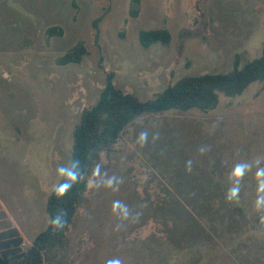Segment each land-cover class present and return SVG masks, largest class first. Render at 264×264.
Masks as SVG:
<instances>
[{
	"label": "rangeland",
	"instance_id": "1",
	"mask_svg": "<svg viewBox=\"0 0 264 264\" xmlns=\"http://www.w3.org/2000/svg\"><path fill=\"white\" fill-rule=\"evenodd\" d=\"M152 30H168L171 42L143 47L140 33ZM76 48L85 49L81 62L60 65ZM263 51L264 0H0V200L27 239L47 229L75 127L110 74L146 102L185 77L227 73L237 58L243 68ZM237 164L250 165L239 182ZM260 168L259 82L221 95L208 113L138 117L87 174L65 262L264 264ZM234 185L239 197L229 201Z\"/></svg>",
	"mask_w": 264,
	"mask_h": 264
},
{
	"label": "trees",
	"instance_id": "2",
	"mask_svg": "<svg viewBox=\"0 0 264 264\" xmlns=\"http://www.w3.org/2000/svg\"><path fill=\"white\" fill-rule=\"evenodd\" d=\"M132 14L137 15V10L134 9ZM54 31V28L50 29V35ZM170 42L168 30L140 33V43L146 48L155 43L168 45ZM84 54V48H76L60 60V65L80 63ZM255 82L264 86V51L261 57L248 62L243 68L237 58L234 68L227 73L185 77L146 102L116 87L114 76L110 74L97 104L82 112L75 127L70 166L48 197L50 223L47 229L35 238L26 251L9 257L0 252V264H66L68 232L89 188L86 176L101 152L115 145L136 118L170 111L199 110L208 113L218 107L221 95L228 98L240 96ZM61 186L65 187V191L58 196L57 190ZM57 215L64 222L62 228L52 223Z\"/></svg>",
	"mask_w": 264,
	"mask_h": 264
},
{
	"label": "crops",
	"instance_id": "3",
	"mask_svg": "<svg viewBox=\"0 0 264 264\" xmlns=\"http://www.w3.org/2000/svg\"><path fill=\"white\" fill-rule=\"evenodd\" d=\"M34 240L35 238L30 240L25 237L23 229L0 200V252L9 257L25 251L24 247L31 246Z\"/></svg>",
	"mask_w": 264,
	"mask_h": 264
},
{
	"label": "clouds",
	"instance_id": "4",
	"mask_svg": "<svg viewBox=\"0 0 264 264\" xmlns=\"http://www.w3.org/2000/svg\"><path fill=\"white\" fill-rule=\"evenodd\" d=\"M147 132L146 131H143L139 134V142L140 143H143L147 140ZM250 169V165H247V164H237L232 172H231V178L237 182H239L240 179H242L245 175V173ZM62 172L66 171L64 169H61ZM97 172H98V168H97ZM255 176H256V179L257 180H260L261 178H264V168H260L256 171L255 173ZM65 191V187L64 186H61L58 188L57 190V195L60 196V195H63ZM239 187L237 185H234L229 193H228V200L229 201H232V200H238V197H239ZM259 191L260 192H264V183H261L259 185ZM114 209L115 208H118L120 207V204L119 202H116V204L113 205ZM264 208V197H260L257 199L256 201V209L257 210H260ZM124 215L126 217L127 215V210L124 209ZM260 222L262 224H264V216L261 217L260 219ZM52 223L54 226L56 227H63L64 226V222L63 220L61 219V216L60 215H57L56 217L53 218L52 220ZM106 264H122L121 260L120 259H110L106 262Z\"/></svg>",
	"mask_w": 264,
	"mask_h": 264
}]
</instances>
